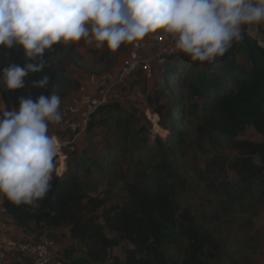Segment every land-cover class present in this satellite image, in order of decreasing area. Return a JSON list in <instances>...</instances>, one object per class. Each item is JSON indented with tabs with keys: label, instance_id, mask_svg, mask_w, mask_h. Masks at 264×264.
Returning <instances> with one entry per match:
<instances>
[{
	"label": "trees",
	"instance_id": "trees-1",
	"mask_svg": "<svg viewBox=\"0 0 264 264\" xmlns=\"http://www.w3.org/2000/svg\"><path fill=\"white\" fill-rule=\"evenodd\" d=\"M257 25L259 37L241 30L242 39L233 40L225 55L212 64L193 61L178 51L154 65L165 81L161 87L170 79H187L196 66L203 65L196 82H190L205 108L195 127L194 143L200 149L206 143L232 153L213 155L199 170L204 183L197 196L202 209L199 214L209 209L214 219L220 214L231 216L236 210L251 212L253 203L264 202V141L239 138L249 128L264 138V22ZM56 49L54 44L45 51L46 67L40 73H30L24 88L7 90L0 78V100L5 108H15L22 95L35 99L65 84H78L57 62ZM240 53L246 66L238 62ZM10 62L25 63L22 51L0 46V68ZM44 75L50 77L49 84L34 86L32 82ZM146 99L151 102L149 96ZM184 108L179 104L166 113L161 127L167 128L165 123L172 121L174 112L178 113L172 119L183 121ZM188 114L194 117L196 111ZM107 118L115 122L122 116L108 109ZM156 141L161 153L148 161L136 180L123 181L125 194L117 202L109 203L100 196L97 182L90 178V166L103 171L106 165L87 151L82 160H75L68 176H53L51 191L36 206H16L1 196L4 213L22 230L17 242H39L43 235L53 239L52 232L59 231L68 239L69 251L62 254L65 264H221L219 242L197 223L189 194L197 185L189 175V166L177 164L169 154L173 148L164 149L158 135ZM80 166L82 174L78 173ZM232 218L245 223L239 213ZM115 248H120L123 258L112 255Z\"/></svg>",
	"mask_w": 264,
	"mask_h": 264
},
{
	"label": "clouds",
	"instance_id": "clouds-1",
	"mask_svg": "<svg viewBox=\"0 0 264 264\" xmlns=\"http://www.w3.org/2000/svg\"><path fill=\"white\" fill-rule=\"evenodd\" d=\"M260 22L264 0H0V46L18 47L25 57L22 65L0 68V78L7 90L24 88L59 42L83 38L114 52L161 29L193 61L214 62L242 39L243 25ZM49 80L44 75L32 83L44 88ZM62 119L55 93L22 95L15 108L0 109V196L13 205L36 206L51 191L58 141L49 122Z\"/></svg>",
	"mask_w": 264,
	"mask_h": 264
},
{
	"label": "rangeland",
	"instance_id": "rangeland-1",
	"mask_svg": "<svg viewBox=\"0 0 264 264\" xmlns=\"http://www.w3.org/2000/svg\"><path fill=\"white\" fill-rule=\"evenodd\" d=\"M241 30L251 37H259L257 23L243 25ZM149 34L143 39L133 41V44L132 42L129 45L121 44L114 52L104 47L97 48L95 42L88 44L83 38L76 42L57 43L55 51L57 62L73 74L78 84H65L54 92L59 97L60 93H63L65 97L70 98L68 100L70 118L73 121L71 130L57 131L58 142L74 139L70 145L63 148V156L56 154L54 164H57L55 167H58L59 175L53 176L59 178L68 176L73 170L75 160H82L83 152L87 151L106 165L103 171L90 166V178L97 182L100 196L105 197L109 203L117 202L125 194L123 181L136 180L148 161L161 153L162 150L156 141L158 135L164 149L166 146L173 148L169 154L177 164H186L190 168L189 175L197 185L196 190L189 192L194 203L197 223L209 229L219 242L220 263L264 264V202L253 203L251 212L240 213L236 210L231 215L239 213L244 218L243 224L235 222L229 215L220 214L219 219H214L210 216L209 209L199 214V210L202 209L197 202V196L204 184L199 178V170L203 169L205 162L215 154H232L227 149H216L206 143L200 149L194 143L195 127L205 108L203 100L196 95L195 89L190 87V82H196L195 76L203 65L200 63L196 66L185 80L170 79L168 81L170 83L165 87H161L165 81L157 69L156 72L153 70L145 72L141 68L123 83L110 87L120 64L132 57L138 45L151 47ZM238 62L241 65L245 64L242 54L238 56ZM107 90L109 91L106 106L98 109L90 117L83 131H80L84 104L89 98L101 96ZM148 96L151 102L147 101ZM179 104L185 107L183 121L173 120L178 113L174 112L170 119L172 121H166L167 128L163 129L161 123L165 114L173 112ZM108 109L120 113L122 118L115 122L108 121ZM192 109L196 111V116L189 117V110ZM148 113L156 115L154 118L158 120L159 129L153 128L147 119ZM179 130L182 132L181 135L177 133ZM257 137L262 139L250 128L239 135V138ZM64 166L67 167V171L61 175ZM78 169V173L82 174L81 166ZM112 255L123 258L120 248L113 249Z\"/></svg>",
	"mask_w": 264,
	"mask_h": 264
},
{
	"label": "built area",
	"instance_id": "built-area-1",
	"mask_svg": "<svg viewBox=\"0 0 264 264\" xmlns=\"http://www.w3.org/2000/svg\"><path fill=\"white\" fill-rule=\"evenodd\" d=\"M256 2V0H254ZM151 40V49L147 55H136L127 58L120 64L113 82L110 86L123 83L127 78L132 76L141 68L145 72L153 70L155 64H160L166 57L178 52L175 48V38L170 33L165 31H155L149 34ZM147 62V63H146ZM208 62V61H207ZM212 64L213 62H208ZM107 90L101 96L89 98L84 104V116L81 120L80 131L89 121V118L102 107L107 99ZM156 115L147 114V119L152 124L155 130L159 129ZM66 128H72V122L66 124ZM71 142L58 143L57 155L61 156V150ZM60 162V161H59ZM55 175H59L58 167H55ZM1 200V196H0ZM11 244V238L8 233L5 221L0 219V264H8L7 248ZM16 251L23 256L30 264H65L63 255L55 249L54 243L50 238H43L39 242H34L29 239L20 240L16 243Z\"/></svg>",
	"mask_w": 264,
	"mask_h": 264
},
{
	"label": "crops",
	"instance_id": "crops-1",
	"mask_svg": "<svg viewBox=\"0 0 264 264\" xmlns=\"http://www.w3.org/2000/svg\"><path fill=\"white\" fill-rule=\"evenodd\" d=\"M132 44H133V42H132ZM150 49H151L150 46H148V47H145V46L144 47H140L138 45V48L133 53L132 57L136 56V55H147L149 53ZM244 63H243L244 66H246L247 63L246 62H244ZM153 71L156 72L157 70L155 68H153ZM112 81H111V83H112ZM60 98H61V109L63 111V119L58 124L57 123H53V122H49V135L55 137L57 139V141H59V137H58V132L57 131L58 130H65V131L71 130L72 128H70V129L66 128V124L68 122H72V125H73V121L70 118L71 117V110L69 109V102H68V100L70 98L65 97L64 95L60 96ZM4 108L5 107H4L3 103H2V101L0 100V109H4ZM83 108H84V106H83ZM83 116H84V110L82 112L81 120H82ZM80 123H81V121H80ZM250 130H252V128H250ZM254 133L256 135H259L255 131H254ZM259 137H261V136L259 135ZM73 139L74 138H71L69 140L64 139V140L60 141V143H63V142H71L72 143ZM252 140L264 141V138L260 139V138L257 137L256 139H252ZM63 154H64V151L62 149L61 150V156H63ZM55 165H57V164H55ZM64 171H67V167H65V166H64V169L62 170L61 175H64V173H65ZM0 219L5 221L8 233H9L10 238H11V244L8 246L7 251H6L7 252V258H8V264H22V263H24L23 261H26V259L22 258V256L20 254H18L17 251H16L17 240H18V238H20L23 235L22 230H21L20 227L16 226L11 221V219L4 213V211L2 209V206H1V203H0ZM52 236H53V239H51L47 235H43L41 237V240L43 238H50L53 241V243H54L55 249L58 250L61 254H64V252L69 251V247L67 245V242H68L67 236H65V237L62 236L59 231H53L52 232Z\"/></svg>",
	"mask_w": 264,
	"mask_h": 264
}]
</instances>
